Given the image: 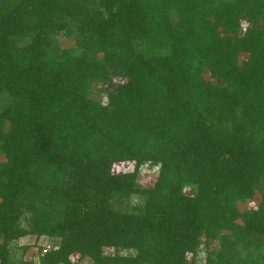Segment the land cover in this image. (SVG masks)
<instances>
[{"label": "trees", "instance_id": "obj_1", "mask_svg": "<svg viewBox=\"0 0 264 264\" xmlns=\"http://www.w3.org/2000/svg\"><path fill=\"white\" fill-rule=\"evenodd\" d=\"M0 157V264H264V0H0Z\"/></svg>", "mask_w": 264, "mask_h": 264}, {"label": "rangeland", "instance_id": "obj_2", "mask_svg": "<svg viewBox=\"0 0 264 264\" xmlns=\"http://www.w3.org/2000/svg\"><path fill=\"white\" fill-rule=\"evenodd\" d=\"M243 25V23H242ZM54 41L58 48H70L73 47L74 41L72 37H56ZM100 54V53H99ZM245 54L239 55V60H243L245 58ZM204 76L207 78V74ZM98 85L93 83L91 86V90L89 91V95L104 103L105 100L103 98V94L96 89ZM0 159H2L0 157ZM134 169V161L133 160H122L116 163H113L111 166V172L113 173H131ZM157 174V166H153L148 162L140 164L137 169V178L136 182L139 187H151L155 181V177ZM140 200L137 196H130L128 198L127 204L129 207L138 205ZM257 203V196L252 198L250 201H247L244 204L246 207H254ZM119 206L118 204H116ZM244 205H239V208H242ZM121 207H118L119 209ZM52 246V240L45 236H33V235H23L13 241L10 245L11 248V256L12 259L16 262L23 261H35L36 254L39 248ZM209 248H216L215 242H210ZM206 248L199 247L196 251V254L192 256L193 264H203L204 257L206 255ZM104 253H112V248H103ZM41 253V251H40ZM190 255L188 256V258ZM69 264H91V260L88 257H79V254L76 252H72L69 257Z\"/></svg>", "mask_w": 264, "mask_h": 264}]
</instances>
